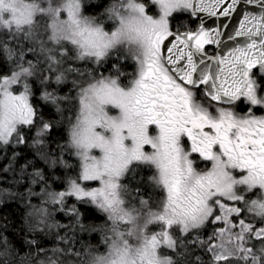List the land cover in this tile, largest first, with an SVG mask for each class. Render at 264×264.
<instances>
[{
    "label": "snow or ice",
    "instance_id": "6c2138e0",
    "mask_svg": "<svg viewBox=\"0 0 264 264\" xmlns=\"http://www.w3.org/2000/svg\"><path fill=\"white\" fill-rule=\"evenodd\" d=\"M260 109L264 0H0V264H264Z\"/></svg>",
    "mask_w": 264,
    "mask_h": 264
},
{
    "label": "trees",
    "instance_id": "16d2710c",
    "mask_svg": "<svg viewBox=\"0 0 264 264\" xmlns=\"http://www.w3.org/2000/svg\"><path fill=\"white\" fill-rule=\"evenodd\" d=\"M86 3L89 4H96L100 3V0H85ZM108 0H105V3H107ZM99 10V9H98ZM87 11L91 14H95L93 9L89 8ZM129 69L133 66V62L131 60L128 61ZM64 91H67V88L64 89ZM39 103V106L41 108H44L45 110H48V106H46V103L39 99V93H35V97ZM67 123L65 122L62 125V130L64 131V138H67ZM59 134V133H57ZM15 151H17L21 157L28 153V148L24 145H21L19 148H15ZM5 152V149L3 147H0V167L3 166V164L8 163V161L4 158L3 153ZM8 156H11V152H7ZM34 155V153H32ZM74 161H78L77 157H71ZM20 164H23L24 161L21 158L19 160ZM40 166H44L43 162L40 163ZM154 169H148V168H142L138 171L137 179L133 180L130 176L124 181L125 183H130L133 187L141 188L142 192L145 194L147 192H151V184L148 182L147 177L151 176ZM60 173H57L59 175ZM143 178V181L141 182V179ZM27 187V183L24 185ZM56 186H63L60 181H57L56 184L53 185V187ZM12 188L11 194L5 193L2 190H0V235L7 236L8 241L10 245H13L17 248L20 247V242L22 240V231L26 232L25 227V213L27 211L25 204L20 199H13L12 195L16 193V188L12 187L8 183H4L2 180H0V189L3 188ZM39 190L38 188L36 189ZM158 191V190H157ZM75 201V198L73 197L68 202L71 204ZM77 207L80 208V210L85 213V216L88 221H102L105 219V213L101 212L95 205L92 204H86V203H80L77 204ZM64 214L58 213L56 214V218L61 221V223H65L66 220L63 218ZM78 239L83 244H91V245H100L101 250L104 249V245L101 243L102 233L99 231L95 232H81L78 233ZM2 247V245H0ZM21 251H26V249L21 248Z\"/></svg>",
    "mask_w": 264,
    "mask_h": 264
},
{
    "label": "water",
    "instance_id": "95a60500",
    "mask_svg": "<svg viewBox=\"0 0 264 264\" xmlns=\"http://www.w3.org/2000/svg\"><path fill=\"white\" fill-rule=\"evenodd\" d=\"M201 15H205V14H201ZM212 19H213V18L209 17V18H208V22H211Z\"/></svg>",
    "mask_w": 264,
    "mask_h": 264
},
{
    "label": "rangeland",
    "instance_id": "374dc122",
    "mask_svg": "<svg viewBox=\"0 0 264 264\" xmlns=\"http://www.w3.org/2000/svg\"><path fill=\"white\" fill-rule=\"evenodd\" d=\"M259 111H264V109H260ZM93 186H95V185H93Z\"/></svg>",
    "mask_w": 264,
    "mask_h": 264
},
{
    "label": "flooded vegetation",
    "instance_id": "af4514ba",
    "mask_svg": "<svg viewBox=\"0 0 264 264\" xmlns=\"http://www.w3.org/2000/svg\"><path fill=\"white\" fill-rule=\"evenodd\" d=\"M259 111V110H258Z\"/></svg>",
    "mask_w": 264,
    "mask_h": 264
}]
</instances>
